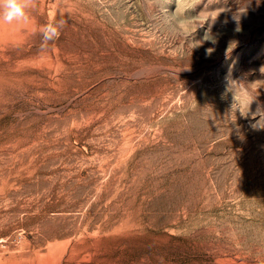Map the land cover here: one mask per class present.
Instances as JSON below:
<instances>
[{
  "label": "rangeland",
  "instance_id": "374dc122",
  "mask_svg": "<svg viewBox=\"0 0 264 264\" xmlns=\"http://www.w3.org/2000/svg\"><path fill=\"white\" fill-rule=\"evenodd\" d=\"M176 8L36 0L0 43V264H264V0Z\"/></svg>",
  "mask_w": 264,
  "mask_h": 264
},
{
  "label": "clouds",
  "instance_id": "9594fccd",
  "mask_svg": "<svg viewBox=\"0 0 264 264\" xmlns=\"http://www.w3.org/2000/svg\"><path fill=\"white\" fill-rule=\"evenodd\" d=\"M168 0H160L161 6ZM201 0H177V8L174 14L169 15L170 19H175L178 23L193 21L200 27L206 22H199L196 16H192L190 12L194 10ZM36 6V0H0V24H27L30 20L29 12ZM177 12L180 16H177ZM63 27V21L59 24L49 23L40 29L43 44L53 41L60 36V29ZM209 38V34H205V39ZM257 127H260L259 124Z\"/></svg>",
  "mask_w": 264,
  "mask_h": 264
},
{
  "label": "bare ground",
  "instance_id": "6f19581e",
  "mask_svg": "<svg viewBox=\"0 0 264 264\" xmlns=\"http://www.w3.org/2000/svg\"><path fill=\"white\" fill-rule=\"evenodd\" d=\"M30 17V13H29ZM30 27V20L27 24L20 23V24H0V43H4V41H12L14 42L19 37L24 35L26 31L29 30Z\"/></svg>",
  "mask_w": 264,
  "mask_h": 264
}]
</instances>
